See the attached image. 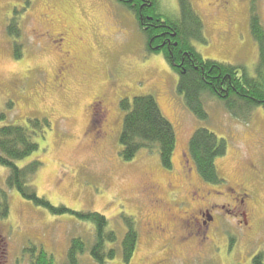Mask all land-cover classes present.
<instances>
[{"label":"rangeland","instance_id":"374dc122","mask_svg":"<svg viewBox=\"0 0 264 264\" xmlns=\"http://www.w3.org/2000/svg\"><path fill=\"white\" fill-rule=\"evenodd\" d=\"M159 1L166 15L179 16V0ZM191 1L209 39L208 44L196 42L197 51L206 60L257 77L259 46L249 9L257 6L264 23V0ZM15 11L26 50L21 60L14 58L6 32ZM178 85L163 55L148 52L134 13L119 0H0V111L8 115L0 127L51 123L44 132L35 129L39 150L17 163H42L34 180L38 196L56 208L105 216L120 239L125 229L119 217H134L140 240L129 264H254L257 256L264 257V109L255 108L243 121L207 96L208 119L200 121ZM142 96L154 97L175 128L172 170L163 168L157 152L142 150L131 162L120 156V102ZM101 101L107 112L103 118L96 114ZM200 128L227 142L226 155L216 161L223 185L202 181L190 156V140ZM9 172L0 165V191L7 193L10 210L7 218L0 217V240L20 256L29 255L27 248L44 247L64 264L72 240L81 238L88 249L80 264H96L89 252L93 226L24 200L8 187ZM243 193L249 195V225L237 201ZM212 205L221 226L217 219L207 232L187 228L193 217L202 224L199 214ZM107 264L125 263L118 254Z\"/></svg>","mask_w":264,"mask_h":264},{"label":"trees","instance_id":"16d2710c","mask_svg":"<svg viewBox=\"0 0 264 264\" xmlns=\"http://www.w3.org/2000/svg\"><path fill=\"white\" fill-rule=\"evenodd\" d=\"M131 10L145 34L147 50L150 54L163 55L167 64L179 77L178 92L184 96L186 106L200 121L208 119L204 98L219 100L235 118L246 121L257 107L264 109V23L257 6L249 10L250 30L259 46L257 77L240 74L238 67L206 60L195 48V43L208 44L205 23L195 10L191 0H179L180 14L169 17L160 6L159 0H119ZM27 8L22 11L26 12ZM18 11L10 20L6 32L12 40L13 56L21 60L25 56L23 29L18 21ZM124 113L120 136L121 158L133 161L142 150L157 152L163 168L173 169V154L176 148V132L173 125L163 115L156 99L152 96L136 97L132 101L125 98L120 102ZM14 109L13 102L8 103ZM8 120V115L0 111V124ZM30 128L16 125L0 127V165L10 169L7 184L18 191L24 200L43 207L55 215L69 213L81 222L94 228V244L89 247L90 256L96 264H107L122 255L125 264L132 260L139 245L140 234L134 217L122 214L125 233L120 239L117 230L111 229L109 219L99 213L73 212L65 207L56 208L37 194L34 180L42 163L34 160L19 167L18 162L32 156L39 150L35 140V129L44 132L51 123L44 120L29 121ZM189 153L199 177L206 184L217 186L225 182L216 161L227 153V142L219 139L205 128L194 132L189 143ZM9 201L6 192L0 191V217L9 216ZM81 238L71 242L64 264H80V257L87 251ZM35 252V253H34ZM28 254H35L36 264H58L55 257L44 247H31ZM254 264H264V257L257 256Z\"/></svg>","mask_w":264,"mask_h":264},{"label":"flooded vegetation","instance_id":"af4514ba","mask_svg":"<svg viewBox=\"0 0 264 264\" xmlns=\"http://www.w3.org/2000/svg\"><path fill=\"white\" fill-rule=\"evenodd\" d=\"M70 34H71V30L66 31L63 34V38L62 41L64 44H66V42L69 40L70 38ZM99 103V107L96 110V114L99 115L100 118H103L106 115V110L104 108V101L98 102ZM190 162H186V165L189 166ZM226 182H224L223 184H225ZM222 184V185H223ZM157 189V188H156ZM214 189V188H213ZM230 191L232 190L231 188L229 189ZM154 192V191H153ZM214 192L222 195V193L220 191H218L217 189H214ZM232 194H235V191L231 192ZM197 193H194V198H198ZM240 199H237L241 209L239 208L240 211H242V214L245 219V225H249L250 224V220L248 219L249 215L252 214L251 210L249 208V205L247 203V198H249V195L247 193H243L240 194L239 196ZM225 209L224 206H221V210ZM218 213L219 210L214 208V205H212L210 208L206 209L204 212H201L199 215L201 218H203L202 220V224L200 223V221L198 219H196L195 217H193V225L190 223V220L187 224V228L188 229H192V230H197L200 231L202 229H204L205 232L210 230V226L214 223L215 220L218 219V221H223V219H220L218 217ZM221 213V212H220ZM223 222H221L220 226L222 225ZM160 232L165 233L166 234V230L163 228L160 229ZM207 238V237H205ZM31 248H28L26 250H29ZM25 250V251H26ZM35 253V252H34ZM36 257L37 255L35 254H29V255H17L14 251V249H12L8 243H6L5 241L0 240V264H36Z\"/></svg>","mask_w":264,"mask_h":264}]
</instances>
